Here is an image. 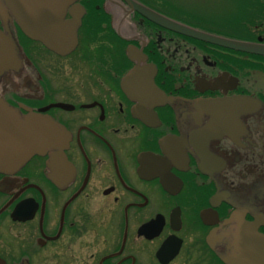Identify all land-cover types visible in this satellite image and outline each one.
Returning a JSON list of instances; mask_svg holds the SVG:
<instances>
[{"label":"flooded vegetation","instance_id":"1","mask_svg":"<svg viewBox=\"0 0 264 264\" xmlns=\"http://www.w3.org/2000/svg\"><path fill=\"white\" fill-rule=\"evenodd\" d=\"M133 1L264 45V0H210L203 19ZM76 4L62 54L0 20L18 50L1 101L66 138L61 162L45 153L0 171V264H264V56L176 33L123 0Z\"/></svg>","mask_w":264,"mask_h":264},{"label":"water","instance_id":"2","mask_svg":"<svg viewBox=\"0 0 264 264\" xmlns=\"http://www.w3.org/2000/svg\"><path fill=\"white\" fill-rule=\"evenodd\" d=\"M78 0H0V20L13 21L21 33L40 42L50 51L62 54L76 43L80 11L64 19L70 5ZM131 11L176 33L233 51L264 56V45L229 40L206 34L169 20L133 0H123ZM78 8V6H76ZM74 7V8H76ZM130 51V50H129ZM18 50L10 35L0 31V74L11 66ZM130 74L138 75L137 69ZM66 143L63 130L53 121L29 113L20 116L0 99V171L17 169L34 155L49 154L50 163L61 162V149Z\"/></svg>","mask_w":264,"mask_h":264},{"label":"rangeland","instance_id":"3","mask_svg":"<svg viewBox=\"0 0 264 264\" xmlns=\"http://www.w3.org/2000/svg\"><path fill=\"white\" fill-rule=\"evenodd\" d=\"M216 2H217V4L221 3V0H216ZM171 3L173 4V7H175V9L177 11L176 14L175 13L173 14V16H176V17H182L183 18L186 15V13H189V12L190 13L193 12V14L195 13L194 15H196L198 17H204L203 15H207L209 13H212L211 11L205 10L208 8V6H206V5L211 6L210 0H171ZM220 7L221 6H217V8H218L217 14L219 13L218 16H220V18H222L225 14L231 13V11H232V9L230 11L228 8L225 10L224 8H222V7L220 8ZM181 9H183V10H181ZM219 9H223V11H220ZM161 10L164 12L170 11V10H164L163 8H161ZM240 21H242V20H240Z\"/></svg>","mask_w":264,"mask_h":264},{"label":"bare ground","instance_id":"4","mask_svg":"<svg viewBox=\"0 0 264 264\" xmlns=\"http://www.w3.org/2000/svg\"><path fill=\"white\" fill-rule=\"evenodd\" d=\"M181 10H183V9H181ZM179 11V10H178ZM193 13V12H192ZM183 14V13H182ZM185 14V13H184ZM186 14H188V13H186ZM190 14V13H189ZM188 14V15H189ZM195 14V13H194ZM199 14V13H198ZM197 14V15H198ZM191 15V14H190ZM189 15V16H190ZM204 16V15H203ZM188 18V17H187ZM197 18H199V17H197ZM205 18V17H204ZM231 18H233V17H231ZM230 18V19H231ZM236 18V17H235ZM176 19H177V17H176ZM180 19V18H179ZM202 19H203V17H202ZM207 19V18H206ZM211 19V18H210ZM216 19V18H215ZM185 20V19H184ZM197 20V19H196ZM199 20H201V18L199 19ZM229 20V19H228ZM253 20V19H252ZM175 21V20H174ZM202 21V20H201ZM221 21V20H220ZM176 22V21H175ZM187 22V21H186ZM190 22V21H189ZM193 22V19H192V21H191V23ZM198 22V21H197ZM206 22V21H205ZM213 22V21H212ZM235 22V21H234ZM238 23H240V21L238 20ZM195 24V23H194ZM209 23H207V25H208ZM229 24H230V22H229ZM224 25H225V23H224ZM203 26V25H202ZM228 26V25H227ZM231 26H232V24H231ZM223 29V28H222ZM224 29H225V27H224ZM226 30H227V28H226ZM229 30V29H228ZM227 33H228V31H227ZM226 33V34H227ZM225 34V33H224ZM4 35H6L5 33H4ZM215 36V35H214ZM224 37V36H223ZM225 38V37H224ZM257 44H259V43H257ZM16 58V59H15ZM15 58H12V61H11V66L10 67H12L13 65H14V62H15V60H16V62L18 61V59H17V57H15Z\"/></svg>","mask_w":264,"mask_h":264}]
</instances>
